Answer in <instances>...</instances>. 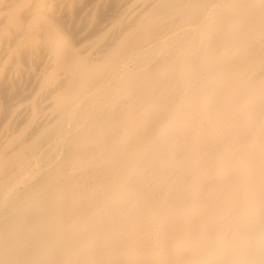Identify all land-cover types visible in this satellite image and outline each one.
<instances>
[{
	"label": "bare ground",
	"instance_id": "bare-ground-1",
	"mask_svg": "<svg viewBox=\"0 0 264 264\" xmlns=\"http://www.w3.org/2000/svg\"><path fill=\"white\" fill-rule=\"evenodd\" d=\"M0 264H264V0H0Z\"/></svg>",
	"mask_w": 264,
	"mask_h": 264
}]
</instances>
